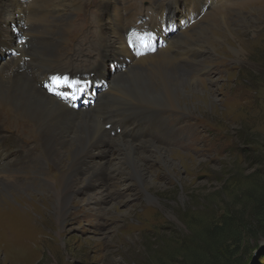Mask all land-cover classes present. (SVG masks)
Masks as SVG:
<instances>
[{
	"label": "rangeland",
	"instance_id": "rangeland-1",
	"mask_svg": "<svg viewBox=\"0 0 264 264\" xmlns=\"http://www.w3.org/2000/svg\"><path fill=\"white\" fill-rule=\"evenodd\" d=\"M57 1L51 0L49 7L41 6L55 8L50 12L53 18L49 26L43 28L42 18L33 16L32 21L40 27L31 24L28 35L37 32L44 37L31 40L22 52L30 65L26 74L38 83L36 75L43 74L39 65L52 67L67 51L66 46L78 45V41L72 43L75 13L90 15L85 31L92 26L97 36L101 31V0H77L73 8L70 0H59L61 5ZM133 1L143 9L153 3L148 14L159 4L169 5L168 0ZM204 1L208 7L193 23L210 16L217 21L208 18L201 22L210 29L212 23L219 25L218 17L224 13L231 30L230 34L220 25L222 29H215L219 34L203 38L202 51L197 49L196 55L186 52V60L179 61L190 73L192 86L201 89L206 98L189 94L179 100L177 110L167 113L128 105L122 115L107 111H101L100 118L92 115L102 121L97 142L106 151L89 160L103 163V176L89 184L82 177L76 180L66 206L68 212L60 221L49 204L40 213L42 198L36 197L30 206L33 200L29 196L34 191L29 187L14 189L16 192L2 189L12 207L0 211V264H264V0ZM66 7L71 8L64 10ZM130 8L138 20L131 3ZM14 18L15 27L21 19ZM178 20L176 29L183 24ZM195 30L198 34L200 28ZM194 33L192 37L196 38ZM99 39L96 44L102 49ZM233 49L240 50L239 57ZM186 50L191 52L188 47ZM109 61L104 74L109 89L104 93H111L113 78L126 69L120 61V65ZM117 101H112L111 111L116 104L122 106ZM133 109L139 114L134 115ZM120 116L134 119L131 124L115 127L119 131L113 135L112 119ZM20 117L6 105L0 108L3 135L17 136L22 154L33 151L28 160L7 165V171L16 170L17 179L23 176L36 184V163L45 160L41 148L35 146L34 127ZM108 121L111 125L106 128ZM12 127L18 135L11 132ZM146 129L154 133L146 137ZM135 131L140 134L136 136ZM117 139L132 143L143 155H152L143 160L147 173L143 189L133 184L131 176L116 175L118 161L123 158ZM24 142L28 145L23 152L20 148L26 146ZM151 143L164 150V158L170 161L167 167L155 159L157 153ZM44 167L45 176L57 174L53 164L45 162ZM17 194L26 202L18 201Z\"/></svg>",
	"mask_w": 264,
	"mask_h": 264
},
{
	"label": "bare ground",
	"instance_id": "bare-ground-1",
	"mask_svg": "<svg viewBox=\"0 0 264 264\" xmlns=\"http://www.w3.org/2000/svg\"><path fill=\"white\" fill-rule=\"evenodd\" d=\"M76 1L70 0L69 3L72 8ZM167 2L169 4L167 7L159 4L155 10H152L151 15L141 18L139 25L136 24L128 0H120L119 2L117 0H101L99 2L98 23L101 31L97 37L100 38L105 61L99 63V66L104 63L100 70L101 74H95L91 80L99 84L96 104H94L93 109L89 110L91 108L89 106L82 110V107L76 109L67 106L56 97L45 94L38 81L29 79L26 74L30 65L28 62L26 64L22 52L29 46L28 43L31 40H40L43 36V33L38 34L37 32L28 35V32H31L29 26L34 24L36 28L40 27L38 23L32 21L33 16H38V19L42 18L43 28L50 25L49 19L53 18L50 12L54 11L55 8H49L51 9L49 10L42 9L41 6L51 5V0H14V2L12 0H0V108L6 105L17 112L21 116L20 119L31 123L34 127V137L37 139L35 146L41 148L40 155L45 160L39 159L34 170L35 179L39 183L29 182L23 176L17 179L14 172L16 170L12 173L8 172L7 165L13 166L14 163L25 158L28 160L33 151L28 149L22 154L18 151L19 139L17 136H4L0 129V141H3V143L0 142V211L2 213L5 212L6 206L7 208L12 207L6 194H2V189L10 188L13 192L14 189L21 191L23 187H29L34 191V194L29 196L33 200L30 206L36 201V197L42 198L43 208L40 209V213H43L49 204L55 211L56 220L60 221L68 212L66 206L71 200L70 195L76 180L82 177L89 184L94 178L99 179L103 176V163L89 160L94 155L98 156L106 151L102 150L99 147V142H97V139L102 135V121L95 120L92 115L100 118L101 111L117 112L122 115V112H126L124 106L128 105H134L136 109L157 110L161 113H167L170 109L177 110L179 100L189 94L196 98L203 99L205 97V93H202L201 89L192 86L193 79L189 77L190 73L188 74L183 69V64H180L179 61L186 60V57H183L186 52L196 55L198 50L202 51V46L205 44H202L203 38L206 39L212 33L219 34L215 29L219 30V28L224 27L230 32V26L226 24L224 13H220L218 17L219 25L212 23L210 29L201 24L208 18L211 22L217 21L210 16L204 17L205 19L200 20L199 24L190 23L191 16L198 17L201 6L205 4L204 0H168ZM56 3L62 4L59 0ZM71 7H66L64 10ZM2 9H6L8 12ZM16 11L17 13L14 14ZM15 16L20 17L21 23L14 27L12 21L15 20ZM24 19L25 21L27 19L28 23L26 30H24L23 25ZM176 19H182L183 24L186 23L185 30L182 26L176 30L169 29L170 25L176 24ZM130 24L136 27L147 25L149 28L157 26V34L161 43L158 40L157 47L152 54L146 53L136 56L128 51L124 42V29ZM190 25L191 27L188 29L187 27ZM198 28L200 31L197 34L195 29ZM178 30L180 31L178 32ZM201 31L204 34H201ZM193 32L197 34L196 38L192 37ZM175 34L177 35L174 36ZM51 46L53 49L52 43ZM186 47L191 49V52L187 51ZM233 51L238 57L240 56L239 49H233ZM116 56H119V60L115 59ZM111 58L117 62L120 61V63L124 62L123 67L126 69L124 72L117 73L115 77L113 76V85L110 87L111 93H104L109 89L106 83L107 79L104 77L107 67L106 61H112ZM188 60L191 64L197 63L195 60ZM19 61V67L23 66L25 69L19 73H11L12 66L10 64H19ZM39 66L43 71L51 68L46 64ZM115 100L122 103V106L116 104L114 110L111 111L113 105L111 103ZM184 108L187 110L186 106ZM133 110L135 111L134 115L139 114L135 109ZM91 111L93 114L90 113ZM128 119L127 124H131V120L134 118L128 117ZM117 145L123 152V158L118 161L116 175L131 176V179H134L133 184L138 189H143L142 183L147 179L143 160L153 158L152 155L139 153L135 146L129 142L119 141ZM150 145L153 151L157 153L155 159L167 167L170 161L164 158V150L152 145V143ZM45 162L57 167V174H51V177L45 176L43 171ZM37 192L40 195L36 196L35 193ZM144 193L147 198H151L148 192L144 191ZM15 198L20 202L26 199L19 194Z\"/></svg>",
	"mask_w": 264,
	"mask_h": 264
},
{
	"label": "snow or ice",
	"instance_id": "snow-or-ice-1",
	"mask_svg": "<svg viewBox=\"0 0 264 264\" xmlns=\"http://www.w3.org/2000/svg\"><path fill=\"white\" fill-rule=\"evenodd\" d=\"M141 42L144 43L145 46H147V44H146L143 40H141ZM53 82H54L55 84H57V85H66V86H68V87H72V86H73V84L70 83V82L67 80V78L60 79V78H55V77H54V78H53Z\"/></svg>",
	"mask_w": 264,
	"mask_h": 264
}]
</instances>
